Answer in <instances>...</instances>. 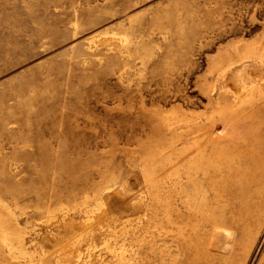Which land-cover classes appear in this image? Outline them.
Returning a JSON list of instances; mask_svg holds the SVG:
<instances>
[{"label":"rangeland","instance_id":"374dc122","mask_svg":"<svg viewBox=\"0 0 264 264\" xmlns=\"http://www.w3.org/2000/svg\"><path fill=\"white\" fill-rule=\"evenodd\" d=\"M256 4L0 0V264H264V93L207 197Z\"/></svg>","mask_w":264,"mask_h":264},{"label":"bare ground","instance_id":"6f19581e","mask_svg":"<svg viewBox=\"0 0 264 264\" xmlns=\"http://www.w3.org/2000/svg\"><path fill=\"white\" fill-rule=\"evenodd\" d=\"M210 3L212 4V2ZM256 3L257 9L260 10L264 0H256ZM237 11L239 10L237 9ZM215 12L222 14L223 10L220 11L217 8L213 13ZM241 40L243 41V39ZM240 47V55L236 60L239 64L233 68L230 66L234 62H229V67L223 73L222 88L225 91L223 94L231 98V106L223 105L220 102L212 104L210 114L207 116L208 134L209 132L213 133L219 125L227 128L221 136L214 137L211 133L210 135L207 134V197L210 193L215 194L216 192V190L214 191L215 185H213L215 178L221 176L225 168L230 166L227 159L223 157L227 153L226 148L216 146L209 154L208 147L212 143L211 141L226 140L232 144L237 142L238 138L241 137L239 129L253 123H247L244 120V114L255 113L256 100L262 97L264 93V36L257 38L251 44L244 41L240 43ZM251 83L252 85H250ZM216 112H220L221 115L218 117ZM208 202L210 201H207V207L211 206V203ZM172 237L173 240H177L174 234Z\"/></svg>","mask_w":264,"mask_h":264}]
</instances>
